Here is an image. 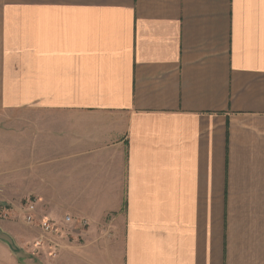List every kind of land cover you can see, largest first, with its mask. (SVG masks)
<instances>
[{"label": "crops", "instance_id": "1", "mask_svg": "<svg viewBox=\"0 0 264 264\" xmlns=\"http://www.w3.org/2000/svg\"><path fill=\"white\" fill-rule=\"evenodd\" d=\"M7 110L29 113L35 227L87 241L58 264H264V0H0Z\"/></svg>", "mask_w": 264, "mask_h": 264}, {"label": "rangeland", "instance_id": "2", "mask_svg": "<svg viewBox=\"0 0 264 264\" xmlns=\"http://www.w3.org/2000/svg\"><path fill=\"white\" fill-rule=\"evenodd\" d=\"M28 112L26 110H7L0 112V221H7L5 227L12 230L13 235L5 233L0 227V238L8 239L12 242L15 255L20 259V264H58L61 253L66 249L75 248L76 245H83L87 241L79 235L77 240L73 234L69 235V246L58 250V254H44L43 244L39 248L35 247V240L41 234L35 226L36 222L29 224L25 220V208L28 202L38 198V194L30 192L31 172L33 168L29 166L28 150L31 148L33 139L28 135ZM53 167L50 166V169ZM81 194L80 196H82ZM64 201L60 208V213L65 214L68 204L79 202V192L64 193ZM88 195H83L86 198ZM109 214L105 216L103 222L91 225L81 224L78 231L95 229L88 239L87 248L101 249L107 248L111 242V227L109 226ZM44 219V218H43ZM47 219V218H45ZM103 258V257H102ZM101 258V259H102ZM92 259V258H91ZM95 259H98L95 257Z\"/></svg>", "mask_w": 264, "mask_h": 264}, {"label": "built area", "instance_id": "3", "mask_svg": "<svg viewBox=\"0 0 264 264\" xmlns=\"http://www.w3.org/2000/svg\"><path fill=\"white\" fill-rule=\"evenodd\" d=\"M36 200L34 199L33 201L28 202L26 208H25V220L29 224H33L36 222L37 218L35 215L36 212ZM65 220L67 222L72 221L71 216H66ZM82 224H88V220L81 218L80 219ZM40 230L41 234L37 237L35 240V247L39 248L40 246L48 245L50 246V252L52 255L58 254V250L62 248L60 239L62 238V230L61 228L52 222L50 219H41L40 220Z\"/></svg>", "mask_w": 264, "mask_h": 264}]
</instances>
